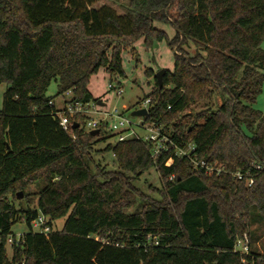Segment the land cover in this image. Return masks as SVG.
I'll return each mask as SVG.
<instances>
[{"label":"trees","instance_id":"trees-1","mask_svg":"<svg viewBox=\"0 0 264 264\" xmlns=\"http://www.w3.org/2000/svg\"><path fill=\"white\" fill-rule=\"evenodd\" d=\"M100 1L0 0V84L8 85L0 110V264H264L256 246L264 229V112L254 108L264 82V0ZM122 1L118 12L113 5ZM140 40L146 49L165 42L173 53L161 88L154 77L143 123L170 125L176 147L193 146L215 171H194L172 147L152 156V143L133 137L96 150L109 132L101 124L91 136L82 116L67 131L60 126L56 100L96 103L90 78L101 69L125 77L121 53ZM52 83L57 91L48 97ZM214 96L222 102L216 109L192 112ZM103 152L116 171L95 160ZM151 168L157 197L134 185ZM35 182L43 185L36 207L16 208L17 193ZM39 216L47 235L31 229ZM18 221L29 230L16 240ZM244 238L247 250L239 251Z\"/></svg>","mask_w":264,"mask_h":264},{"label":"rangeland","instance_id":"rangeland-1","mask_svg":"<svg viewBox=\"0 0 264 264\" xmlns=\"http://www.w3.org/2000/svg\"><path fill=\"white\" fill-rule=\"evenodd\" d=\"M109 3L111 1L107 0ZM128 1V0H127ZM108 4L106 1L102 0L97 5ZM126 4V1H122L117 5H113L114 8L118 11H122V5ZM154 27L164 31L170 38L174 36L175 32L169 25H162L154 23ZM261 48L264 50V41L261 45ZM188 51L193 53L195 47L190 44ZM122 58V68L124 71L125 77L120 76H110L105 72L104 69L99 70V72L92 76L89 80L88 90L91 93L96 103H102L106 109H116L124 114V116L131 120L132 123L137 124L144 121V118L132 117L131 112L138 109V103L144 101V99H151L150 94L153 92L155 87L154 77L160 70L173 71V53L166 46L165 42L152 43L151 47L146 49L143 40L138 41L133 44L130 48L124 49L121 53ZM147 70H152L154 76L148 77L145 75ZM109 84L113 88H109ZM8 85L5 83L0 84V110L3 105V95L7 89ZM121 88L122 94L118 95L116 93L117 89ZM57 91L56 84L52 83L47 91L48 97L55 96ZM221 99L217 96L212 97L211 99L201 102L197 106L192 108V112H200L201 110L211 108L216 109L221 105ZM56 106L58 109L61 108L62 102L60 99L56 100ZM101 107V105H99ZM254 108L260 112H264V82L262 85L261 93L258 95ZM162 128V127H161ZM171 126L169 129L164 130L162 128L161 133L168 137L169 132L171 131ZM134 132L137 134L139 139L146 136V132L140 128L133 127ZM107 136V137H106ZM100 138H106L104 142L96 144V150L104 149L108 144H114L117 141L116 136L111 133L101 134ZM96 161L102 166H106L109 171H116V166L113 164V157L109 152H103L102 154L94 155ZM134 185L141 190L142 192L149 194L152 197H157L156 194L151 193L149 188H160V181L158 173L154 168L149 169L144 172L139 179L134 182ZM43 187L41 182H35L30 185L24 191H20L21 198L16 199L14 202L16 208H26L31 209L36 207L38 192ZM17 193V194H18ZM27 196V197H26ZM137 208V205L126 210V213H132ZM65 218L59 219L53 224V230L60 231L63 227ZM33 232L37 233L39 228H35L31 225ZM28 227L24 221H18L11 228L12 235L18 240L20 236L28 232ZM257 235L261 237L260 242L256 244L260 251L264 250V229L259 228L257 230ZM245 237V236H244ZM243 243L239 242V248L237 250H242ZM8 258L11 257V247L7 245L6 248Z\"/></svg>","mask_w":264,"mask_h":264},{"label":"built area","instance_id":"built-area-1","mask_svg":"<svg viewBox=\"0 0 264 264\" xmlns=\"http://www.w3.org/2000/svg\"><path fill=\"white\" fill-rule=\"evenodd\" d=\"M109 88H113L111 84L108 85ZM116 93L118 95L122 94L121 88H118ZM66 97L70 98V92L65 94ZM151 100L149 98L145 99L139 104L138 109L147 110L150 107ZM58 109V108H57ZM57 112L56 116L59 119L60 126L63 130L67 131L70 126V119L75 116H82L88 118L86 122L81 126L87 132H91L93 130H98L101 124L106 125V130L116 136L117 141L121 142L128 138H135L138 140H143L144 142L152 143V156H157L161 152H167L169 147L175 149V155L178 157L187 158L193 165L194 171L203 170L206 174L215 171V169L211 166H208L203 161L197 160L196 156L193 154L194 147L189 145L186 149L177 148L176 145L172 142V140L163 135L161 133L162 128L158 125L148 126L143 122L134 124L130 119L126 118L124 114L116 109H106L104 107H99L97 103H90L86 105L82 104H71V103H62V106ZM77 127H80L77 125ZM133 127L140 128L144 132H146V136L139 139L137 134L134 132ZM217 172L220 170L217 169ZM240 178L239 174L235 175ZM252 184V180H250L249 185ZM46 218L43 216H39L36 220L31 222L35 228H39L37 233L47 235L50 232V227L45 224ZM98 240L97 237L94 238ZM12 243L11 239L8 240V244ZM242 250H247V239L244 238Z\"/></svg>","mask_w":264,"mask_h":264},{"label":"water","instance_id":"water-1","mask_svg":"<svg viewBox=\"0 0 264 264\" xmlns=\"http://www.w3.org/2000/svg\"><path fill=\"white\" fill-rule=\"evenodd\" d=\"M165 73V70H160L156 75H155V78H156V81H157V84H158V87L161 88V81H162V76L164 75ZM98 105H101L103 106L102 103L98 102ZM147 110L145 109H136L134 111L131 112V116L132 117H138V118H145L147 116ZM99 133L98 130H93L90 132V135L91 136H96L97 134ZM22 196H21V193H18L17 194V199H20Z\"/></svg>","mask_w":264,"mask_h":264}]
</instances>
